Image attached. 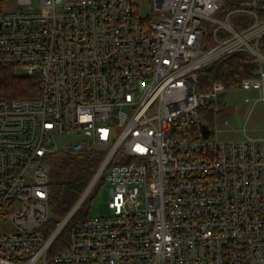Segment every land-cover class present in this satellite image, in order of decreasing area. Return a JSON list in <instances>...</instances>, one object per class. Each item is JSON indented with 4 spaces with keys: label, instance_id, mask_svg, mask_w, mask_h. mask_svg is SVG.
Returning <instances> with one entry per match:
<instances>
[{
    "label": "built area",
    "instance_id": "2783aa9c",
    "mask_svg": "<svg viewBox=\"0 0 264 264\" xmlns=\"http://www.w3.org/2000/svg\"><path fill=\"white\" fill-rule=\"evenodd\" d=\"M151 1L144 19L135 0H0V70L39 87L0 100V264H264V137L217 128L229 89L264 103V0ZM239 53L252 76L198 90ZM90 151L99 168L50 226L53 158ZM101 182L111 214L79 218Z\"/></svg>",
    "mask_w": 264,
    "mask_h": 264
},
{
    "label": "trees",
    "instance_id": "16d2710c",
    "mask_svg": "<svg viewBox=\"0 0 264 264\" xmlns=\"http://www.w3.org/2000/svg\"><path fill=\"white\" fill-rule=\"evenodd\" d=\"M255 70L257 65L248 54L229 56L198 72V90L207 91L217 81L223 82L228 88L238 86ZM38 91V83L34 78L17 76L15 68L11 67L0 70V100L31 98ZM103 157V152L90 151L61 153L53 158L49 204L56 217L63 219L67 215L96 173ZM59 222L52 220L50 226L55 227Z\"/></svg>",
    "mask_w": 264,
    "mask_h": 264
},
{
    "label": "rangeland",
    "instance_id": "374dc122",
    "mask_svg": "<svg viewBox=\"0 0 264 264\" xmlns=\"http://www.w3.org/2000/svg\"><path fill=\"white\" fill-rule=\"evenodd\" d=\"M138 5V14L141 18L153 17L155 12L152 9L151 0H135ZM9 4H2L1 9L5 11ZM17 76L29 77L27 70L22 67L15 69ZM262 96L261 92H246L242 90L229 89L222 98V111L219 119L226 121L228 125H218L217 128L223 130L219 134L221 139H237L238 132H228L234 129L236 131L243 130L244 127L248 130V135L251 137H264V103L260 102L254 105L253 101L248 102V99L255 100ZM227 131H226V130ZM109 184H101L96 188L94 194L83 205L79 214V218L87 215L89 218L106 217L111 214L108 209L109 202ZM50 222L57 220L61 222V218L51 212L49 215ZM59 222V223H60ZM14 230L7 222L0 221V235L12 233Z\"/></svg>",
    "mask_w": 264,
    "mask_h": 264
},
{
    "label": "crops",
    "instance_id": "0c3cea01",
    "mask_svg": "<svg viewBox=\"0 0 264 264\" xmlns=\"http://www.w3.org/2000/svg\"><path fill=\"white\" fill-rule=\"evenodd\" d=\"M262 137V136H261ZM256 138H259V137H256Z\"/></svg>",
    "mask_w": 264,
    "mask_h": 264
},
{
    "label": "bare ground",
    "instance_id": "6f19581e",
    "mask_svg": "<svg viewBox=\"0 0 264 264\" xmlns=\"http://www.w3.org/2000/svg\"><path fill=\"white\" fill-rule=\"evenodd\" d=\"M206 90V89H205Z\"/></svg>",
    "mask_w": 264,
    "mask_h": 264
}]
</instances>
